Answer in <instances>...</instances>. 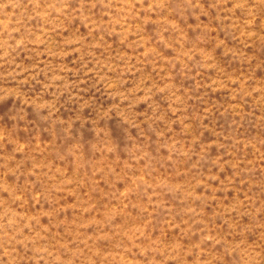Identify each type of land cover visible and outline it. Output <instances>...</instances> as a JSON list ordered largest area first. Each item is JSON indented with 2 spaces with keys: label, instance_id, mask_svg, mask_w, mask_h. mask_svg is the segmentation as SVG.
I'll return each instance as SVG.
<instances>
[{
  "label": "rangeland",
  "instance_id": "374dc122",
  "mask_svg": "<svg viewBox=\"0 0 264 264\" xmlns=\"http://www.w3.org/2000/svg\"><path fill=\"white\" fill-rule=\"evenodd\" d=\"M0 264H264V0H0Z\"/></svg>",
  "mask_w": 264,
  "mask_h": 264
}]
</instances>
